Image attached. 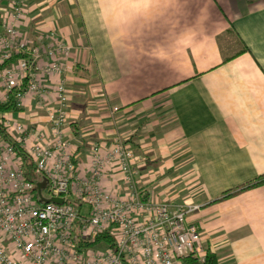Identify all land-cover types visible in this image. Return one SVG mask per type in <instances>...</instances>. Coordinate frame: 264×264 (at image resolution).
Masks as SVG:
<instances>
[{
  "label": "crops",
  "instance_id": "obj_1",
  "mask_svg": "<svg viewBox=\"0 0 264 264\" xmlns=\"http://www.w3.org/2000/svg\"><path fill=\"white\" fill-rule=\"evenodd\" d=\"M11 1L0 0V32ZM37 7L28 1L22 39L35 42L33 32L60 28L62 19L63 39L73 41L63 74L65 129L79 171L90 176L94 145L121 138L135 153L147 198L200 206L187 221L199 225L203 248L220 264H264V181L227 192L264 175V0H47ZM58 78L44 76L45 94L29 93L4 115L49 131ZM104 182L126 196L117 166Z\"/></svg>",
  "mask_w": 264,
  "mask_h": 264
},
{
  "label": "built area",
  "instance_id": "obj_2",
  "mask_svg": "<svg viewBox=\"0 0 264 264\" xmlns=\"http://www.w3.org/2000/svg\"><path fill=\"white\" fill-rule=\"evenodd\" d=\"M27 8L28 0H12L3 21L0 63L13 53L21 55L0 66V102L12 95L20 109L29 93L47 92L42 78L54 74L59 76L57 105L48 111L49 131L3 115L8 139L0 138V264H183L190 255L204 260L200 227L187 221L200 206L147 198L135 153L121 138L108 147L94 145L90 176L79 171L65 129L69 96L63 74L72 45L51 30L48 44L22 39L18 26ZM14 144L46 179L44 186L26 174ZM113 166L125 197L105 188L107 169ZM101 232L115 238V248L79 247L74 239L79 234L95 240Z\"/></svg>",
  "mask_w": 264,
  "mask_h": 264
},
{
  "label": "trees",
  "instance_id": "obj_3",
  "mask_svg": "<svg viewBox=\"0 0 264 264\" xmlns=\"http://www.w3.org/2000/svg\"><path fill=\"white\" fill-rule=\"evenodd\" d=\"M20 55L21 54L13 53L9 59L1 62L0 66H6L11 64L12 62H16ZM79 67L80 68L82 67L79 63H76L74 65V69H78ZM18 110L19 107L17 105V100L14 99L12 95L8 98V100L0 102V134L3 135L4 137H7V130L3 123V115L7 112H17ZM14 146L18 150V153L23 155L26 174L33 179L38 177V173L35 172L32 161L29 159V156H27L23 148L15 144ZM262 181H264V175L260 176L259 178L253 180L250 183H247L243 186H238L234 189L228 190L227 192L228 194H230L233 191L244 189L246 187L260 183ZM72 202L75 204L74 201ZM74 239L79 247L98 246L100 244H107L111 248L116 247L115 238L112 235H110L108 232L99 233L95 238V240H83L79 234H74ZM204 250H205L204 260H201L200 258L195 257L193 255H190L183 259V264H220L218 256L215 252H213L209 248H205Z\"/></svg>",
  "mask_w": 264,
  "mask_h": 264
},
{
  "label": "rangeland",
  "instance_id": "obj_4",
  "mask_svg": "<svg viewBox=\"0 0 264 264\" xmlns=\"http://www.w3.org/2000/svg\"><path fill=\"white\" fill-rule=\"evenodd\" d=\"M34 1H36L37 3L38 2L40 3V7H37V9H39V10L41 8H43L42 6L45 4V2H47V0H33V2ZM57 6L58 5H56V7ZM53 9H54V6H51V8H49L48 11L51 12ZM63 10H64V8H62L60 6V9L58 8V10L56 11V14H59V16L64 17V14L65 13H63ZM64 12H66V11L64 10ZM49 14H52V13H49ZM61 20H59V22H58V25L60 26V28L54 26L52 29L50 28V30H51L50 32H54L55 33V36H57L58 38H62L63 39L64 37H67V36H66L65 30H64V27H65L63 25L64 22L61 21ZM33 34L34 35H31V36H33L35 38V40H36L35 43L40 41V43H42V44H48L52 40L51 35L48 32H46V31L40 32V31L36 30L35 32H33ZM41 35L43 36V39L39 40V36H41ZM70 41H71V39H70ZM29 42L31 43V42H34V41H29ZM68 43L70 44V42H68ZM71 44L73 45V41H71ZM68 85L71 86V87L79 86V84H77V83L76 84H73V83L69 84L68 83ZM69 109H70V106H69ZM39 179H37V180H39ZM42 182H43V184H45L46 183V179L43 178L42 179ZM84 207L86 208L88 206L87 205H84ZM99 246H100V248H104V245L103 244H100Z\"/></svg>",
  "mask_w": 264,
  "mask_h": 264
},
{
  "label": "water",
  "instance_id": "obj_5",
  "mask_svg": "<svg viewBox=\"0 0 264 264\" xmlns=\"http://www.w3.org/2000/svg\"><path fill=\"white\" fill-rule=\"evenodd\" d=\"M53 199H54L55 201H57V202H61V201H62V199L59 198V197H54Z\"/></svg>",
  "mask_w": 264,
  "mask_h": 264
}]
</instances>
